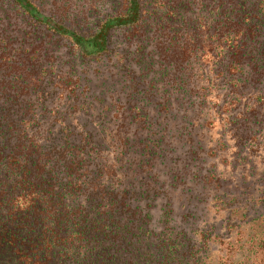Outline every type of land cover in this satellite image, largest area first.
<instances>
[{
	"label": "trees",
	"instance_id": "1",
	"mask_svg": "<svg viewBox=\"0 0 264 264\" xmlns=\"http://www.w3.org/2000/svg\"><path fill=\"white\" fill-rule=\"evenodd\" d=\"M120 1L117 13L99 18L93 30L82 35L65 23L44 16L35 0H0V9L10 6L22 10L24 20L28 19L36 31L47 33L41 43L56 37L57 42L71 47L73 56L69 58L70 67L64 70L40 65V80L30 83L25 78L29 59L20 58L16 67L20 72H15L10 84L28 88L29 99L18 112H9L15 99L0 100V264H216L208 245L219 238L213 239L211 232H203V243L198 248L183 231L177 230L178 223L200 222V212L187 209L185 204L177 211L173 198H168L161 205L160 222L154 226V211L163 192L139 178L137 169L148 166V159L162 164L167 147L163 146V137L154 138V131H150V109L135 106L138 114L132 117L143 123L141 131H150V135L138 136L139 132L127 131L112 138L115 141L108 145L101 142L104 129L99 130L98 123L97 130L92 129V121H88L91 128L87 129L75 125L98 108L102 128V115L104 118L105 113L114 111L110 106L116 107L114 118H126L122 117L125 106L119 98L110 96L111 104H107L104 92L91 94L94 79L90 76L102 75L96 67L106 65L112 69L127 67L128 75H133L132 67L140 68L145 61L143 47L137 51L139 59H130L112 48V35L116 30H125L132 41L136 34L154 26L161 39L179 48L183 66L189 67L194 61L206 68L208 79L201 89L204 94L197 96L199 108L225 112V116L234 111L242 99L238 94L242 84L249 81V70L257 71V48L244 49L240 43L246 30L257 35V10L242 0L238 4L242 16L234 28L225 30L224 20L214 19L210 22L221 28L191 47L179 0ZM263 2L258 1L257 8H264ZM206 19L209 18H196L194 27L198 29ZM115 74L121 75L119 71ZM48 76L52 80H47ZM188 84L187 77L176 78L175 90L180 93L177 96H192ZM221 84L234 93L228 94L230 99L224 97L222 103V96L209 94ZM254 100L257 105V94ZM132 101L135 104L140 100ZM158 105L161 108L155 111L170 115L169 100ZM245 108L241 116L248 120L249 112L256 111H250L249 104ZM227 120L232 123L230 118ZM53 136L60 143H51ZM105 150L113 151L110 167L96 163ZM207 177L210 182L217 180L215 166ZM93 185L100 189H94V199L88 206L90 198L86 192ZM213 193L210 210L250 223L259 232L250 234L245 245L238 248L239 252L246 248V260L229 256L220 264H257V254L262 256L259 264H264V212L251 217L238 196L218 189H213ZM253 201L264 208V194Z\"/></svg>",
	"mask_w": 264,
	"mask_h": 264
},
{
	"label": "rangeland",
	"instance_id": "2",
	"mask_svg": "<svg viewBox=\"0 0 264 264\" xmlns=\"http://www.w3.org/2000/svg\"><path fill=\"white\" fill-rule=\"evenodd\" d=\"M246 1L257 10L255 12L257 35L254 36L246 30L240 43L244 49L257 48V71L249 70V81L243 82V87L238 93L242 96L241 101L236 104L234 111L226 113V116L232 120L231 124L228 123L225 112L199 108L197 98L200 97L197 96L204 94L201 89L208 79L206 68L197 66L194 61L190 62L192 65L189 67L183 66L179 48L170 45L167 39H161L154 26L136 34L132 41H129L125 30H116L112 35V48L128 55L130 59H139L141 56L137 51L143 47L145 61L140 68L132 67L133 75H128L127 67L112 69L110 65H106L96 67L102 75L95 78L90 76V79H94L91 94L104 92V97H108L107 104H111L110 96L119 98V102L125 106V110L122 111L125 114L120 116L126 118H114L116 107L110 106L114 111L111 114L105 113L104 118L102 115V128L98 108L84 116L85 119L82 117L83 121L75 125L76 128L84 126L87 129L91 128L88 121H92V129L97 130L99 124V130L104 129L101 133V142L104 140L107 145L109 141H115L112 138L127 131L139 132L138 136L150 135V131H154L152 134L154 138L163 137V146L167 147L164 162L161 164L159 161L148 159V162H145L148 166H140L137 169L139 178H144L145 183L163 192L154 211V226L159 224L162 216L161 205H164L168 198H173L177 211L182 204H185L187 209L200 212L202 216L200 222L195 225L178 223L177 230L183 231L198 248L203 243L201 239L203 232H211L213 239L219 238L220 240H214L208 245L216 264L226 261L229 256H237L235 260H246L243 257L246 256V248L243 252H239L238 248L245 245V239L250 234L259 232L258 229L255 231L250 223L210 210L213 189L238 196L241 205L248 207L251 217L264 212V208L257 206L253 201L264 194V70L262 69L264 8H257V2L263 0ZM35 2L44 16L58 23H65L72 30L87 35L93 30L96 20L117 13L121 1L97 3L94 0H35ZM239 3H242V0H179V10L186 21L185 30H189L188 38H191L190 46L201 43L206 34L221 28L217 27L218 23L215 25L210 22L214 19L216 22L217 19H223L225 30L234 28V23L242 16ZM262 6L264 7V4ZM198 17L209 19L197 29L193 23ZM43 34L47 35L42 30L36 31L28 19L24 20L22 10L10 6H3L0 9V100L6 97L15 99L9 112H18L21 104L29 99L28 88L23 89L20 85L10 84L15 72H20V69H16L21 63L20 58L29 59L27 67L29 71L25 73L29 83L40 80V65L52 66L58 71L70 67L69 58L73 57L71 47L65 42H57L56 37L41 43ZM94 70L95 68L91 73ZM118 71L121 73L120 76L115 74ZM182 75L188 78L187 88L191 90L192 96L189 97L191 99L177 96L180 93L175 90L174 84L176 78ZM85 76L83 75V78ZM49 79L51 78L48 76L47 80ZM221 85L220 88L216 87L215 90L209 91V94L222 96L220 99L222 103L224 97L230 99L228 94L234 93L229 86ZM20 94L22 95L18 96ZM255 94H257V105L254 100ZM132 99L140 101H135L137 103L134 104ZM167 100L171 104L169 116L155 111L161 108L158 104H164ZM247 104L250 111H256L249 112L248 120L244 115L241 116L247 110L245 108ZM135 106L138 108L142 106L143 110L150 109L149 122H152V126L149 133L142 132L143 123L132 118L138 114ZM251 113L254 114L250 115ZM43 129L46 130L47 126L44 125ZM51 140V143H60L56 136ZM112 157L113 151L105 150L96 163L101 162L110 167L113 163ZM213 166L217 170V180L210 182L207 176ZM94 189L93 185L86 192L90 198L88 206L92 198L94 199ZM99 189L96 187L95 190ZM231 240L233 241L230 243ZM261 257L257 254V264Z\"/></svg>",
	"mask_w": 264,
	"mask_h": 264
}]
</instances>
